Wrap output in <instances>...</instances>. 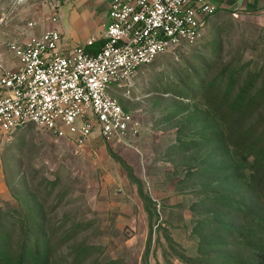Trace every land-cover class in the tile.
<instances>
[{"label":"rangeland","instance_id":"374dc122","mask_svg":"<svg viewBox=\"0 0 264 264\" xmlns=\"http://www.w3.org/2000/svg\"><path fill=\"white\" fill-rule=\"evenodd\" d=\"M66 1L0 0V62L11 67L9 42L53 27ZM258 71L236 105L264 84V6L219 11L196 41L158 54L112 86L143 119L140 151L99 136L80 146L34 123L0 128V221L36 210L57 257L88 247L82 264H239L223 255L242 248L218 244L226 232L216 228L214 198L227 191L226 178L211 170L219 156L203 138L212 126L227 130L217 107L234 104ZM253 107L246 124L264 114V100Z\"/></svg>","mask_w":264,"mask_h":264},{"label":"built area","instance_id":"2783aa9c","mask_svg":"<svg viewBox=\"0 0 264 264\" xmlns=\"http://www.w3.org/2000/svg\"><path fill=\"white\" fill-rule=\"evenodd\" d=\"M215 9L211 0H111L97 50L87 47L89 39L65 52L57 26L14 38L9 45L19 65L0 73V128L34 123L80 146L99 136L140 151L143 119L121 104L112 86L158 54L196 41Z\"/></svg>","mask_w":264,"mask_h":264},{"label":"trees","instance_id":"16d2710c","mask_svg":"<svg viewBox=\"0 0 264 264\" xmlns=\"http://www.w3.org/2000/svg\"><path fill=\"white\" fill-rule=\"evenodd\" d=\"M259 74L260 71L252 73L234 104L226 109L217 107L227 130L220 125L212 126L210 134L203 138L219 156V162L211 170L214 168L216 174L226 178L227 191L214 198L218 203L216 228L226 232L218 244L233 243L242 248L241 254L223 255L224 259H235L239 264H264V114L245 123L257 108L253 106L264 100V84L244 105L235 104L245 101L247 89ZM234 81L231 76L228 85ZM11 221L12 224L0 221V264H82L90 256L88 247L80 243L72 258L57 257L53 239L34 209L28 216Z\"/></svg>","mask_w":264,"mask_h":264},{"label":"crops","instance_id":"0c3cea01","mask_svg":"<svg viewBox=\"0 0 264 264\" xmlns=\"http://www.w3.org/2000/svg\"><path fill=\"white\" fill-rule=\"evenodd\" d=\"M216 6L214 13L224 10H251L264 6V0H211ZM111 0H69L58 8L57 26L63 35L64 43L62 49L68 52L77 43H86L93 39V43L87 44L91 50L99 49L104 42V33L110 22L109 9ZM53 20V19H52ZM53 22V21H50ZM52 23L49 24V26ZM46 28V27H45ZM44 29V28H43ZM42 29V30H43ZM42 30L36 28L28 32L26 36H19L28 39L33 35H39ZM12 60L11 67L0 62V73L6 68H16L19 61L16 55ZM3 68V69H2Z\"/></svg>","mask_w":264,"mask_h":264}]
</instances>
